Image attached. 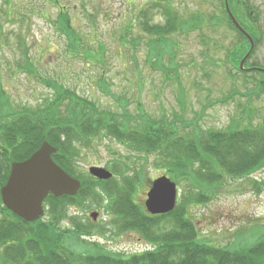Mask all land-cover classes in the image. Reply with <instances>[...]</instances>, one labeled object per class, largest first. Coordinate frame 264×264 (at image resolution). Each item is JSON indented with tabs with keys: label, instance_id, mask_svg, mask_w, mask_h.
I'll list each match as a JSON object with an SVG mask.
<instances>
[{
	"label": "rangeland",
	"instance_id": "374dc122",
	"mask_svg": "<svg viewBox=\"0 0 264 264\" xmlns=\"http://www.w3.org/2000/svg\"><path fill=\"white\" fill-rule=\"evenodd\" d=\"M158 1L162 0H60L68 7L67 19L74 38L81 42L72 38L73 51L72 41L60 35L56 28L59 7L45 0H14L7 7L0 0V87L13 105L35 108L41 103L47 104L49 101L44 100H50L52 94L38 79L54 80L75 90L99 110L118 114L121 119L126 114L178 120L180 132L190 131L194 126L201 130H225L237 122L241 127L261 124L264 93L255 86L257 76L252 71L243 74L227 66L228 58L224 57L221 45L230 49L237 39L210 18L215 12V2L167 0L165 3L183 20L196 14L204 21L196 29L177 31L170 37L171 46L175 44V47L162 49L158 57L154 51V56L151 55L146 45L149 37L140 31L138 24V12ZM248 5L260 12V18L254 19V29L264 32V0H250ZM26 7L31 10L26 11ZM158 12L150 13L152 23L163 24L164 17ZM127 25L132 30L125 38ZM88 41L93 45L87 46ZM83 45L88 50L80 51ZM23 52L26 53L24 58ZM73 53H80L82 57L68 56ZM263 60L262 45L248 59L244 57V62L249 61L250 65H264ZM27 66L35 71V76L25 69ZM187 125L189 127L183 129ZM99 134L101 138L96 137L91 144L78 149L72 161L77 177L81 178L78 181L93 190L96 179L88 178H92L88 172L90 167L102 168L121 178L113 171L125 166L129 168V175L138 174L134 201L145 209L151 182L164 173L171 178L170 174L165 172L158 156L135 154L111 136ZM87 179L93 183L88 184ZM187 189L178 184V203L183 190ZM212 197L207 203L187 209L202 241L230 246L242 231L255 229L250 221L260 220V225H264V169L246 180L224 179V184ZM80 200V205L70 212L76 213L74 221L84 227L85 234L81 238L88 245L94 242L106 251L127 255L149 248L146 238L130 230H119L118 220L108 213L106 202L90 197ZM46 206L44 204L40 222L48 226L52 223H48ZM91 213L98 214L95 222L90 218ZM69 229L72 230L68 226ZM75 248L77 245L71 249Z\"/></svg>",
	"mask_w": 264,
	"mask_h": 264
},
{
	"label": "trees",
	"instance_id": "16d2710c",
	"mask_svg": "<svg viewBox=\"0 0 264 264\" xmlns=\"http://www.w3.org/2000/svg\"><path fill=\"white\" fill-rule=\"evenodd\" d=\"M13 1L3 0L7 7ZM45 1L60 8L56 28L60 35L72 41L71 49L74 51V39L79 44L81 42L74 38V31L70 28L66 13L68 7L63 6L60 0ZM165 2L167 0L158 1L138 12L139 29L149 37L148 50L153 56L154 51L158 57L162 55V49L166 51L175 47V44L171 46L170 37L177 31L196 29L204 21L196 14L183 20ZM30 10L26 7V11ZM152 11L161 13L163 24L152 23ZM130 30V25L124 27L125 38ZM92 41H88L87 46L93 45ZM238 48L231 55L236 66L246 50L242 42ZM79 49L87 48L83 45ZM25 55L23 52V58ZM68 56L80 57L81 54ZM25 69L35 76V71H31L29 66ZM237 72L244 74L243 71ZM252 73L257 76L255 86L262 88L264 93V73ZM38 81L52 94L50 100H44L49 101L47 104L41 103L35 108L13 105L9 95L0 87V189L7 181L10 165L27 160L43 142L57 150L52 156L56 165L72 178L81 179L77 177L72 161L78 149L91 144L96 137L101 138L99 133L111 136L135 154L158 156L171 178L166 173L164 175L177 187L178 184L185 185L188 189L183 190L172 212L150 216L134 201L138 174L129 175V168L125 166L120 171L115 168L113 172L121 178L113 175L106 182L96 180V183L87 179V183L96 186L93 190L82 182L73 197L49 195L44 201L48 223H52L48 226L40 219L26 222L12 214L2 205L0 197V264H264V225H260V220L250 221L255 229L242 231L233 245L221 247L202 241L195 221L187 215L189 207L213 199L224 179L246 180L264 169V120L253 127H241L239 122H234V127L225 130H201L194 126L187 131V125L183 126L186 131L180 132L178 120L169 121L166 117L151 119L144 115L129 117L126 114L121 119L118 114L91 106L90 100L54 80L39 78ZM63 104L66 108L60 112ZM82 197L106 202L108 213L118 220L119 230H130L146 238L150 248L127 255L106 251L94 242L88 245L81 238L85 234L84 227L74 221L77 220L76 213L70 212L71 208L76 209L80 205ZM68 226L72 230H68ZM75 245L77 248L71 249Z\"/></svg>",
	"mask_w": 264,
	"mask_h": 264
},
{
	"label": "water",
	"instance_id": "95a60500",
	"mask_svg": "<svg viewBox=\"0 0 264 264\" xmlns=\"http://www.w3.org/2000/svg\"><path fill=\"white\" fill-rule=\"evenodd\" d=\"M241 62V69L243 66ZM56 150L47 142L23 162L11 164L5 185L0 190L4 207L26 222L37 221L43 215V202L49 194L59 198L75 196L80 183L57 166L51 156ZM89 174L101 181L111 179L112 175L102 169L91 167ZM176 184L165 176L151 183L146 194L145 209L152 216L166 215L176 205ZM98 214L90 217L96 220Z\"/></svg>",
	"mask_w": 264,
	"mask_h": 264
},
{
	"label": "flooded vegetation",
	"instance_id": "af4514ba",
	"mask_svg": "<svg viewBox=\"0 0 264 264\" xmlns=\"http://www.w3.org/2000/svg\"><path fill=\"white\" fill-rule=\"evenodd\" d=\"M212 1L215 2V4H213L215 12L210 18L215 20L214 23L216 26L223 27L233 35V38L237 39L236 43L231 44L230 49L224 44L221 45V48L225 50L224 57L228 58V60H225V62L227 63V66L232 68L231 70H240L239 65L235 66V60L234 58H231V55H234V49H239L238 47L241 42L244 45V48H246L245 54L243 55V58L246 57V59L255 53L256 48L260 47L261 45L264 47V32H259L254 29V25L256 23L254 19H256V17L260 18V12H258L256 8L248 5L250 0ZM207 18L209 19V17ZM248 62L249 61L244 62L243 71L264 72V65H250Z\"/></svg>",
	"mask_w": 264,
	"mask_h": 264
}]
</instances>
